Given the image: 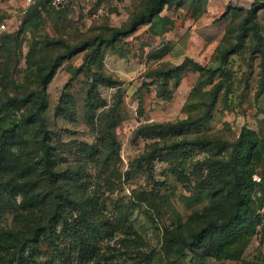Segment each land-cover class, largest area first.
I'll return each mask as SVG.
<instances>
[{
	"label": "rangeland",
	"instance_id": "1",
	"mask_svg": "<svg viewBox=\"0 0 264 264\" xmlns=\"http://www.w3.org/2000/svg\"><path fill=\"white\" fill-rule=\"evenodd\" d=\"M149 1L71 0L60 12L41 7L26 17L31 7L22 13L24 0H0V26H6L0 29V93L9 96H0V133L34 111L40 99L46 101L49 109L43 119L59 174L54 184L58 190L47 193L50 185L47 175L40 173L44 168L36 154L35 172L23 183L26 193L16 197L9 192L0 194V264H10V243L17 251V259L24 257L26 264H32L28 262L31 252L25 244L35 237L38 223L49 219L55 255L64 253L67 260L79 264L74 253L79 235L72 234L79 215L70 202L76 198L84 200L85 195L98 199L103 223L107 221V228L114 229L100 240L103 258L99 264H145L141 258L155 251L152 264H159L165 228L174 226L178 217L183 222L191 219L194 226L204 221H198L197 215L210 200L196 186L200 178L192 174V168L209 151L193 148L191 139L185 141L182 134L172 137L180 130L175 122L203 108L197 104L199 91H193L200 73L186 70L175 100L166 103L156 97L158 81L162 79L148 78L149 71L170 68L166 65L179 66L186 58L210 70L220 68L215 80L226 78L223 92L211 117L186 130L191 138L206 133L233 140L243 127L264 132V57L253 53L254 40L241 38L239 32L253 0H176L164 7L154 23L158 35H153L148 25L139 34L110 46V28L126 27ZM257 19L264 48V8ZM163 30L166 32L162 34ZM4 36H9L11 42L2 51ZM172 37L175 39L163 49V42ZM49 39L71 45L89 42V48L77 47L76 53L58 67L50 83L39 88L37 64L41 56H33V45L42 42L46 46L44 40ZM236 47L229 64L222 66L224 50ZM63 52L54 50L49 55ZM100 73L110 76V80L102 81ZM208 76L203 74L205 80ZM30 91L39 93L28 107L24 95ZM189 96L196 104L191 102L185 107ZM119 117L122 120L117 125ZM142 123L169 124L155 125L145 134H138ZM108 128H112V135ZM37 133L39 123L34 122L11 135L9 141H33ZM114 145L118 146V154ZM95 146L98 150L91 154ZM144 154L154 156V169L149 174L131 169ZM255 177L259 182L260 176ZM147 191L162 195L154 197L158 209L148 206L143 195ZM55 196L69 197L68 209L57 222L51 218ZM261 213L264 214V207ZM203 253L202 260L189 250L184 263L198 264L199 259L202 264H264L263 225L257 227L239 260H218L210 255V249ZM57 264H63L60 258Z\"/></svg>",
	"mask_w": 264,
	"mask_h": 264
},
{
	"label": "trees",
	"instance_id": "2",
	"mask_svg": "<svg viewBox=\"0 0 264 264\" xmlns=\"http://www.w3.org/2000/svg\"><path fill=\"white\" fill-rule=\"evenodd\" d=\"M43 1L39 0L36 5L31 7L26 17L41 7L58 12L65 8L56 9L48 6ZM175 1L150 0L142 11L132 17L126 27L110 28L111 36L107 42L110 46H115L117 41L132 36L141 27L148 25L151 27L152 34L158 35L153 29L154 23L159 20L164 7L166 5L171 6ZM194 1L201 2L207 0ZM263 8L264 2L262 0H253L244 20L240 23L239 32L242 35L241 38L251 37L256 45L253 53H261L264 57L263 39L259 32L260 26L257 19L258 12ZM201 14L193 18L198 19ZM20 15L22 14L20 13ZM164 32L166 31L163 30L161 33L163 34ZM2 39L3 44L1 50L5 51L8 48L9 42H11V38L4 36ZM44 42L47 44L46 46H43L42 42H35L32 52L33 56H41L37 64V75H39L37 83L39 88L50 83L55 76L54 74L57 73L58 67L62 62L69 60L76 53L78 50L77 47L83 49L89 48V42L82 43L81 45H71L62 40L51 41L50 39L44 40ZM75 48L76 50L73 51ZM60 49L64 52L49 55L50 52L53 53L54 50ZM236 51L237 47L231 50L225 49L221 65L229 64L230 56L235 54ZM188 65L190 66L189 68ZM166 66L170 68L160 71L151 70L152 72L149 71V74H146L148 78L154 76L155 79H162V82L158 81L156 97H160L166 103L172 102L176 90L182 84L186 70L200 73V78L195 88H193V91H199L197 92V99H199L197 104L203 108L198 112H189L187 113L186 119H180L175 122L176 127L180 130L179 132H174L175 134L172 137L181 136L180 134H182V139L185 141L191 139L189 143L192 144L193 148L204 147V149L209 151L206 157L195 163V167L192 168V174L199 176L200 179L196 186H198L202 195L210 200V204L204 208L202 213L197 215L198 221L204 220L201 224L198 223L197 226H194L191 224V219L183 222L178 217L174 226L165 228V242L161 247L162 258L158 263L195 264L193 262L184 263L187 260L188 251H193L196 256H201L203 260L205 257L203 252L208 249L211 251L210 255H213L218 260H239L242 257L244 249L256 232L257 227L263 225L264 229V214L261 213L264 207V132L243 127L240 135L233 140L206 133L191 138L192 135L186 132V130L203 123L211 117L223 92L226 78L216 81V74L220 68L210 70L206 66H202L189 58H186L179 66ZM163 67H165L164 64ZM205 73L209 74L207 80L203 77ZM224 75L226 76V74ZM99 77L102 81H104L103 79L110 80V76L103 73H100ZM142 83V86L146 85V81ZM152 83L157 84L156 81ZM207 85L211 86L210 89L203 91V87ZM26 92L24 102L29 107L33 104L32 99L39 92L30 91L28 94ZM1 95L5 96L6 99L9 98L8 94L0 93ZM190 98L191 96L186 101L185 107L190 106L191 102L196 104V102L190 101ZM39 101L41 103L37 105L34 111L31 112L28 110L29 114L27 116L22 117L19 121H13V126L8 127L7 130L4 127L0 133V194L9 192L16 197L21 193H26V187H24L23 183L30 178L31 173L35 172L33 167L37 166L38 163L33 164V158L36 154L40 155V162L44 168L43 171L40 170V173L47 175V181L50 185L47 193L51 191L53 194L58 190L57 187L59 186L54 188V184H57L59 180L57 166L55 165L52 153L54 146L50 141V135L43 119L49 107L46 101L43 102L42 99ZM144 101L139 107L140 113H143L142 107ZM119 119L122 120L121 117L117 118V125L121 122V120L118 122ZM34 122L39 123V133H37L35 140H24L22 142H15L14 144L9 141L11 135L21 132L25 127ZM169 123H142L138 127L137 132L138 134H145L146 130L150 127L155 125L166 126ZM108 130L109 134L112 135V128H108ZM96 146L98 147V144ZM96 146L94 147L95 151L91 152V154L98 150V148L96 150ZM117 149L118 146L114 145V150L118 154ZM153 157L152 154H144L137 159L136 164L132 165L131 169L134 172L138 171L144 174L153 172ZM255 175L260 176L259 182L254 179ZM83 189L85 194L86 188L84 187ZM143 195L146 196L145 200L148 206H155L154 208L158 209V203H155L156 200H154V197H162L161 194L147 191L143 192ZM63 196L61 199L57 196L54 198V206H52L53 212L51 213V218L54 219V222H57V218L63 216L67 211L64 210L65 208L68 209L66 203L69 197ZM136 197L138 198V196ZM72 200L70 205H73L79 215L76 218V224L72 233L79 235L74 244L76 245L74 253L77 255V261L79 264H99L103 258V253L100 249V240L105 235L113 233L114 229L110 231L107 228V226H110L107 225L108 222L103 223L104 220L98 199L85 195L84 200H80V198ZM71 212L69 210L68 213ZM50 221L52 222V219H49L48 222H39L34 233L36 234L35 237L27 240L25 246L29 247L31 252L30 261L28 260V262L32 261V264H57L58 258H60L63 264H74L73 260H67L64 253H61L60 257L55 255L54 241L50 231ZM47 234L50 235L48 236ZM8 245L10 246L7 247V250L12 255L9 263L26 264L24 257H20V259L15 257L17 251L13 245L11 243ZM155 252L143 256L141 258L143 263L152 264ZM197 263L202 264L199 259Z\"/></svg>",
	"mask_w": 264,
	"mask_h": 264
},
{
	"label": "built area",
	"instance_id": "3",
	"mask_svg": "<svg viewBox=\"0 0 264 264\" xmlns=\"http://www.w3.org/2000/svg\"><path fill=\"white\" fill-rule=\"evenodd\" d=\"M38 1L39 0H24L25 5L22 6V8H21L22 10L24 9L22 11V13H24V14L27 13L28 9L30 7L36 5ZM44 1L48 4V6L54 7L56 9H61V8L66 7L70 3L71 0H44ZM5 27L6 26L3 23L0 26V29H5ZM255 179H257V178L255 177Z\"/></svg>",
	"mask_w": 264,
	"mask_h": 264
},
{
	"label": "crops",
	"instance_id": "4",
	"mask_svg": "<svg viewBox=\"0 0 264 264\" xmlns=\"http://www.w3.org/2000/svg\"><path fill=\"white\" fill-rule=\"evenodd\" d=\"M142 28H143V27H141V28H140L135 34H133V35L135 36L136 34H139V32H141ZM130 37H131V36H130ZM156 38L159 39V37H156ZM129 39H130V38H129ZM152 39H153V38H152ZM174 39H175V38L172 37V38H169L168 41H166V40H165V41L162 40V41H164L163 44H162V45H163V49L166 47L167 44H170L171 41L174 40ZM184 40H185V39H184ZM166 54H167V53H166ZM168 54H169V53H168ZM168 54H167V55H168ZM167 55H166V56H167ZM180 87H181V85H180ZM178 89H179V88H178ZM178 89L176 90L175 94L178 92ZM175 94H174V98H173L172 102L175 100ZM170 103H171V102H170Z\"/></svg>",
	"mask_w": 264,
	"mask_h": 264
},
{
	"label": "water",
	"instance_id": "5",
	"mask_svg": "<svg viewBox=\"0 0 264 264\" xmlns=\"http://www.w3.org/2000/svg\"><path fill=\"white\" fill-rule=\"evenodd\" d=\"M264 2V0H262Z\"/></svg>",
	"mask_w": 264,
	"mask_h": 264
}]
</instances>
